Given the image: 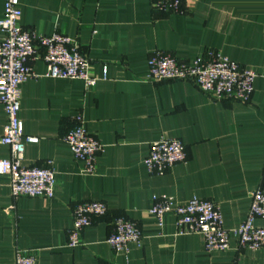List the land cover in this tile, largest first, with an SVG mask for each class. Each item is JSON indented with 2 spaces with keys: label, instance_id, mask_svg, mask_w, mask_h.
I'll return each instance as SVG.
<instances>
[{
  "label": "crops",
  "instance_id": "obj_1",
  "mask_svg": "<svg viewBox=\"0 0 264 264\" xmlns=\"http://www.w3.org/2000/svg\"><path fill=\"white\" fill-rule=\"evenodd\" d=\"M20 9L24 28L77 41L99 80L88 89L82 80L48 78L45 62L31 61L39 77L22 85L19 118L24 134L39 142L25 145L22 164L51 161L57 188L52 199L14 200L9 176L0 175V264H16L19 250L38 264H264V248L238 250L232 239L228 251L208 253L203 235H177L174 216L160 227L149 215L154 195L211 200L232 229L246 219L251 194L264 190V0H185L182 13L155 11L153 0H20ZM3 10L0 0V19ZM210 50L257 74L250 102L214 101L188 81H144L155 52L192 62ZM81 111L104 147L93 176L81 173L63 139ZM6 125L0 105V135ZM162 137L182 141L188 161L152 176L144 161ZM10 155L0 144V159ZM81 201L104 202L108 214L71 248L73 208ZM117 217L137 223L143 247H110Z\"/></svg>",
  "mask_w": 264,
  "mask_h": 264
},
{
  "label": "built area",
  "instance_id": "obj_2",
  "mask_svg": "<svg viewBox=\"0 0 264 264\" xmlns=\"http://www.w3.org/2000/svg\"><path fill=\"white\" fill-rule=\"evenodd\" d=\"M183 1L153 0V8L164 13H182ZM21 14L20 0H4L0 19V105L6 113L7 125L0 135V144L7 146L11 155L8 159H0V175L9 176L14 200L21 197L52 199L57 188L52 162L32 167L22 164L25 145L39 142V138L24 134L19 118L22 85L39 77L33 73L30 63L42 59L47 66L45 77L82 80L88 89L94 87L99 79L91 75V61L77 41L59 33L45 36L24 28L19 23ZM106 75L107 67H104L103 78ZM256 77L253 70L210 50L192 62L180 61L171 53L155 52L149 57L144 81H188L214 101L248 103L254 94ZM73 123L63 139L74 159L82 165L81 173L93 176L104 147L87 132L82 111L74 116ZM187 161L182 141L162 137L151 144L144 163L150 175L163 176L175 165ZM107 214L108 207L104 202H78L73 208L68 246H81L84 229ZM149 215L160 227H163L167 216H174L177 235H203L208 253L228 251L232 239L238 250L259 251L264 248V227L257 225L258 219H264V190L260 188L251 194L246 219L232 229L224 227L222 212L211 200L193 198L186 203H178L173 198L154 195ZM143 242L144 235L136 222L124 217L114 219L107 238L114 251L128 252L130 244L141 248ZM16 264H38V261L34 255L19 250L16 252Z\"/></svg>",
  "mask_w": 264,
  "mask_h": 264
}]
</instances>
